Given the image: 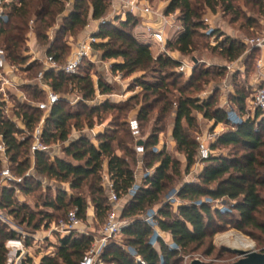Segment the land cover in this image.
Wrapping results in <instances>:
<instances>
[{
	"label": "trees",
	"instance_id": "obj_1",
	"mask_svg": "<svg viewBox=\"0 0 264 264\" xmlns=\"http://www.w3.org/2000/svg\"><path fill=\"white\" fill-rule=\"evenodd\" d=\"M0 1L2 7L8 10V19L0 21V48L6 51L10 62L21 66L28 61L22 52L26 50L30 31L34 32L37 41H43L46 44V54L52 55L59 64L64 63L69 47L66 43H62L61 34L64 35L77 26H86L90 11V8L86 9L84 0H75L69 15L63 17L66 23L57 30L56 37L52 38L49 30L55 25L58 16L66 11L69 0ZM89 2L94 20H102L107 16L109 0H89ZM258 2L264 8V0H258ZM220 4L225 7V10L234 11V0H171L166 9L167 13L180 11L179 20L184 25V30L173 38L174 49L183 54L191 53L199 45L197 35L209 38L217 34L216 31L212 34L205 33L201 10L205 7L215 10ZM135 25L136 19L131 14H128L119 25L104 20L96 33V38L101 41L94 42L92 46L94 49L103 50V57L106 59H122V62L113 66L114 70L126 71L128 74L137 71H154L157 75L153 81L138 78L136 83L146 91L161 95L162 91L169 90V86L174 85L168 80L175 76H182L175 71L181 65V61L164 54L154 56L149 43L128 31L129 27ZM214 49L220 50L221 54L232 62L243 55L245 45L226 38ZM38 66L37 62H30L25 70L35 76ZM222 73L219 70L217 74ZM211 74L212 71L209 69L196 68L189 77L187 85L199 87L198 82H205ZM45 79L59 94L67 91L70 86L77 88L83 95V101L93 100L97 93L94 81L88 72L70 75L63 71L49 70L45 72ZM34 85L32 97L36 98L43 94L45 99V93L36 84ZM97 85L102 94L111 91V87L101 79ZM179 91L180 97L177 101V115L172 136L177 150L185 155V173H189L199 159L200 143L190 132V128L196 122L193 110L196 109L206 118L213 119L216 125H226L228 129L220 133L210 145L209 157L201 161L204 168L197 177L198 181H180L178 184L176 198L180 200V203L176 211L163 197L169 185L176 181L175 176L181 175L180 162L168 155L165 149L157 152L152 150L158 144L156 135L153 134L146 142L143 141L142 147L143 158L146 159L149 156L153 158V161L145 164L146 168L154 167L153 172L146 176L144 185L139 186L133 195H129L136 183L132 164L137 160V154L127 147L123 139L107 131L96 135L97 143L95 144L91 137L82 135L64 150L71 160L54 155L51 150L30 154L29 144L33 142L32 134L45 113L37 107L25 104H19L15 112L22 120L25 129L20 128L8 118H3L0 123V133L4 137L7 155L12 163L11 171L20 179L10 181V185L3 189L0 199L1 208L4 211L9 209L15 217H21V222L32 225L35 231L43 225V222L48 227L53 220L57 221L58 212L64 211L67 215L69 212H66L67 208L76 209L81 219L86 218L88 209L86 197L80 192L69 195L63 187H57L54 195H46L42 200V206L52 209L51 211L48 209L35 211L25 204L16 202L14 199L16 189L31 192L35 181L38 186H42L37 178L26 174V170L31 168V158L34 156V169L38 175L65 182L74 191H79L85 184H89L95 217L99 221L105 222L112 206L109 194L102 184L103 168L107 167L118 197L129 196L120 211V219L126 220V225L121 231L126 236V241L124 244L112 242L107 245L95 264H142L137 257H141L145 264H178L182 252L187 251L192 245H204L207 239L228 227L251 237H254L253 230L264 233V222L258 218V215L264 216V196L262 195L264 178L261 175L264 163L260 160L264 157L262 136L264 119L259 121L263 112L257 109L253 117L249 116L241 122L233 123L229 117V111L215 106L212 97L200 101L185 95L183 88H179ZM247 98L248 95L241 91H237L234 96L241 113L245 110ZM148 108L142 107L138 114L140 119L148 117ZM101 109L105 112L121 110L122 107L106 101L102 105L93 107L87 114L86 110L67 108V102L60 97L45 118L42 141L47 145L57 141H68L73 127H80V119L83 115L88 121V126L92 128L91 114ZM26 129L29 134L19 140L18 134H24ZM115 142L119 149L114 146ZM228 146L237 148V151L233 155L221 151L215 152L221 147ZM2 168L3 164L0 161V173ZM218 199L229 201V209L222 210L214 207L211 202ZM155 207H157L158 228L173 238L177 248L169 246L162 239H158L159 250L152 244L151 239L155 229L145 219L146 214ZM15 237L16 232L0 223V264H7L6 240ZM92 242L93 238L85 235L74 233L61 235L55 245L56 253L43 255L39 264H83ZM22 264H35V262L31 257H27Z\"/></svg>",
	"mask_w": 264,
	"mask_h": 264
},
{
	"label": "rangeland",
	"instance_id": "obj_2",
	"mask_svg": "<svg viewBox=\"0 0 264 264\" xmlns=\"http://www.w3.org/2000/svg\"><path fill=\"white\" fill-rule=\"evenodd\" d=\"M69 2L71 7L66 6V11L61 16H58L55 25L49 30L50 37H56L57 30L66 23L63 21V17L68 16L69 10L75 5V0H72V3L71 0H69L67 5ZM150 2L154 8H167L170 5L171 0H150ZM84 4L86 9L90 8L87 25L84 27L77 26L74 30L67 31L64 35L61 34L62 43H66V46L69 48L64 63L60 65H64L68 62L78 51L81 44L90 41L91 36L96 37V33L100 29L99 23L101 20H94L92 18V9L89 0H84ZM177 12L179 13L180 11ZM201 13L202 21L205 25V33L210 34V31H216L217 34L209 38L197 35L196 39L199 45L197 49L188 54H183L177 49H174L173 44L175 40H173V38H175L177 34H175V31L170 28L168 29V32L170 35L169 37L172 39L169 38L166 45V51L162 52L161 47L152 43L146 32L142 30V16L131 14L136 19V25L129 27L128 31L133 35H136L140 40L149 43L154 56L161 54L169 55L174 59L181 61V64L187 63L192 67V70L186 69L185 71H180L179 68H176L175 71L181 73L182 76H175L171 80H168L169 83H174V85H170L168 88L169 90L162 91L161 95L146 91L136 83L138 78L153 81L157 75L154 71H137L133 74H128L126 71L114 70L113 66L116 63L122 62V59H106L103 57V50L94 49L91 45V52L83 57L78 73L83 74L88 72L91 75L97 89L95 98L93 100L83 101L82 93L73 86H70L67 91L57 94L67 102V108L71 110H86L87 114L93 107L102 105V103L106 101L120 106L122 109L105 112L101 109L99 112L92 113V128L88 126V121L83 115L80 119V127H73L68 141H57L49 144L52 154L71 160V158L67 157L64 152L65 147H68L71 142L77 140L82 135H87L91 137L92 141L96 144V135L109 131L112 135L123 139L127 147H130L137 154V160L132 165L135 170V185L139 187L144 185L146 176L152 174L154 167L146 168V162L153 161V158L149 156L144 159V151L138 148L143 147V145L139 146L138 143L140 141L146 142L154 134L158 138V144L154 146L156 148H152V150L157 152L165 149L168 155L180 162L179 166L182 171L181 175L175 176L176 181L169 185V188L165 191L163 197L166 202L171 203L172 209L176 211L178 209V204H173L170 201V198L175 196L178 184L180 181H198L197 166L204 167L203 162L197 160L190 172L185 173L184 168L186 162L184 154L179 151L172 154L168 153V147H177L176 142H174L175 140H173L172 131L177 115V101L180 97L179 88L184 89L185 95H190L194 99H199L200 101L212 97L215 106L229 110L228 114L234 115L235 118L238 117L241 122L249 116H254V113L257 111L254 107V95L256 89L264 84V69L260 70L258 67V60L264 57V54L246 42L247 40L257 39L264 35V8L261 7L258 0H234V11L230 12L225 10V7L220 4L215 10L205 7L201 10ZM125 18L126 17L122 14L115 13L110 5L108 14L103 20L111 21L114 25H119V23ZM207 18L209 19V22L205 20ZM27 38L28 42H26V50H24L22 54L27 57L28 61L23 65V68H21L20 71L15 72V84L7 90L9 101L7 105L11 106L10 108H13L15 112L19 104L36 107L39 102L44 100V96H42L43 94H40L35 98L32 97V93H34L33 86L36 84V77L45 67V55L39 54L36 51L37 49H39L40 52L46 50V44L43 41H37L36 35L33 31L29 32ZM226 38L233 39L245 45V52L243 55L232 62L228 61L221 54L220 50L214 49V47H218L219 43ZM100 41L101 40L97 38L96 43H99ZM29 43L32 46H29ZM194 59H196L197 62H195ZM30 62H37L39 65L35 70L37 73L35 76L25 70ZM196 68H206L212 71V74L205 79V82H198L197 85L199 87H195V85H187L189 77ZM219 70L223 72L221 75L217 74ZM99 79L103 80L111 87L110 92L106 94L101 93L97 85ZM237 91H241L248 95L243 113H241L234 100ZM144 106L149 107L147 109L148 117L140 119L138 114ZM193 115L196 118V122L195 125L190 128V132L199 143L204 141L210 146L220 133L227 130L226 126H223L222 124L216 125L213 119L206 118L202 112L196 109L193 110ZM263 119L264 113L262 114V117L259 118V121H262ZM14 121L20 128L25 129L23 122L17 114ZM40 123L37 124V126H39ZM72 123H74V121ZM185 126L187 125L185 124ZM28 134L27 129L24 134H18L19 140H22L23 137H26ZM262 136L264 138V128ZM31 143L33 142H30V147L32 146ZM114 146L119 149L117 142L114 143ZM236 149L237 148L228 146L221 147L215 152L218 153V151H221L225 154L233 155V153L237 151ZM260 160L264 163V157H261ZM11 164V161H9L7 165L11 168ZM154 164H156V162H154ZM26 171L27 175L30 174L33 175L34 178H37L42 186H38L35 181L31 192L16 189L14 199L17 203L25 204L35 211L46 209L51 211L52 209L42 206V200L46 195H54L57 187L65 188L69 195L80 192V194L84 195L88 201L86 218L82 219V228L93 236L99 235V231L104 221H99L95 217L94 204L92 203V194L89 184H85L79 191H74L71 190L69 185L65 182H61L45 175H38L34 169V161H32V158L31 168ZM261 171V175L264 178V166L261 168ZM105 183L106 167L102 170V184L105 186ZM136 190H138V188ZM262 195L264 196V192H262ZM128 198L129 196L121 198L119 202L120 207H124ZM177 201L180 203L179 199H177ZM222 201V203L212 201L211 204L216 208L228 210L230 202L225 199ZM112 208L113 206H111V209ZM154 209L157 210V207ZM70 210V208H67L66 212ZM5 213L11 220L9 225L5 224L6 227L9 230L16 232L15 238H9L5 242V247L8 250L7 264H21L22 260L27 257H31L34 261L35 258L40 259L45 254L54 255L56 253L55 245L62 234L55 229L56 224H59L62 220H66L67 215L64 214V211L58 212L57 215L59 216L57 221L56 219L53 220L48 227L44 224L45 222H43V225L36 231L32 225H27V223L21 222V217H15L14 214L9 212V209H7ZM258 218L261 222H264L263 215H258ZM36 219L38 220L39 216ZM121 220L126 222L125 219L121 218ZM158 231L166 240L162 237L159 238L165 242L167 241L166 243L168 244V241H171L170 236L165 234V232H162L160 229H158ZM231 233L239 234L252 240L255 244L254 250L264 252L263 232L260 230H253L254 237H251L239 230L228 227L225 230L218 232L214 237L207 239L204 245H192L187 251L182 252L178 264H190L191 261L195 259H200L207 264H226L236 261L238 259L237 255L229 251L231 246L224 239L226 235ZM125 241L126 236L121 232L110 243L117 242L124 244ZM156 248H160L159 244L156 245Z\"/></svg>",
	"mask_w": 264,
	"mask_h": 264
},
{
	"label": "built area",
	"instance_id": "obj_3",
	"mask_svg": "<svg viewBox=\"0 0 264 264\" xmlns=\"http://www.w3.org/2000/svg\"><path fill=\"white\" fill-rule=\"evenodd\" d=\"M9 2V0H6ZM112 10L117 14H122L126 17L128 14H134L136 16H142V27L144 28L146 34L154 43L161 47L162 52L166 51V45L169 40V32L168 29H172L175 31V34H179L184 30L183 23L179 20V13H167L165 8H154L151 4L150 0H109ZM0 1V21H6L8 19V11L4 7H2ZM209 22V19H205ZM214 31H210L212 34ZM216 35V34H215ZM213 35V36H215ZM97 41V38L91 36L89 42H85L81 44L78 48V51L73 55V57L66 62L64 65H60L52 55L46 54L44 60V69L40 71L36 77V85L37 87L45 93V99L37 104V108L44 111L45 115L42 119L39 126L36 127L33 132V143L31 146V153L34 155L38 151H49L51 147L45 144L42 141V132H43V124L45 122V118L52 109V107L60 100V96L53 90L50 86L49 82L45 79V72L49 70H54L56 72L63 71L66 74H76L80 65L82 64L83 57L88 55L91 52V45ZM249 44L252 45L253 48H257L264 54V35L257 39L247 40ZM258 67L260 70L264 69V57L258 60ZM23 66L18 64H14L10 62L7 58L6 51L3 48H0V123L3 118H8L11 121H14L16 118V113L11 106L7 105L8 101V93L7 90L14 86L15 81V72L20 71ZM186 69L192 70V67L187 63H182L179 66L180 71H185ZM192 72V71H191ZM254 107L255 109H260L264 113V84L260 85L256 89V93L254 95ZM229 111V110H228ZM14 117V118H13ZM231 121L233 123L240 122L238 117H234V115H229ZM235 118V119H234ZM22 121V120H21ZM209 145H207L204 141L200 142L199 145V161L207 159L210 154ZM140 150H143L142 147H138ZM34 159V156H32ZM0 161L3 164V168L0 173V199L3 194V189L6 186L10 185V181H19L20 179L14 175L9 167L8 162L9 157L7 155V145L4 141L3 135L0 133ZM106 190L110 197V202L113 206L111 211L109 212L104 224L102 225L99 235L93 236L89 232L85 231L82 228V219L78 216L77 210H70L67 214L66 220H62L59 224H56V231L60 232L62 236L76 234V235H85L93 238L92 245L90 250L87 252L83 264H95L99 261V257L105 247L110 244V242L117 237L123 227L126 225V222H123L120 219V205L119 202L121 198L118 197L114 184L109 178V174L106 173ZM138 187L135 185L131 190L129 195H133L136 192ZM175 196L170 198V201L177 205L179 204ZM223 199H218L217 203H222ZM157 210H151L146 214V222H148L154 229L155 233L151 239V242L154 246L158 243L159 237H162L164 240L165 237L158 231V226L156 223ZM10 219L6 215L5 211L0 206V223L10 224ZM167 234V233H165ZM170 236L169 234H167ZM171 241H168L169 246L173 248H177L174 243L172 237L170 236ZM167 242V241H166ZM24 260V259H23ZM22 260V262H23ZM137 260L142 264L145 262L141 259V257H137ZM21 262V264H22ZM39 264V263H35Z\"/></svg>",
	"mask_w": 264,
	"mask_h": 264
},
{
	"label": "water",
	"instance_id": "obj_4",
	"mask_svg": "<svg viewBox=\"0 0 264 264\" xmlns=\"http://www.w3.org/2000/svg\"><path fill=\"white\" fill-rule=\"evenodd\" d=\"M104 22V21H102ZM197 62L196 59H194ZM138 145H143V141H140ZM229 251L236 254L238 259L231 263L226 264H264V252H259L256 250L245 251L242 249H233L230 248ZM190 264H207L201 261L200 259H195L191 261Z\"/></svg>",
	"mask_w": 264,
	"mask_h": 264
},
{
	"label": "bare ground",
	"instance_id": "obj_5",
	"mask_svg": "<svg viewBox=\"0 0 264 264\" xmlns=\"http://www.w3.org/2000/svg\"><path fill=\"white\" fill-rule=\"evenodd\" d=\"M225 241L228 242L233 249H242L245 251L254 250L255 244L252 240L241 236L239 234H228L224 237Z\"/></svg>",
	"mask_w": 264,
	"mask_h": 264
},
{
	"label": "crops",
	"instance_id": "obj_6",
	"mask_svg": "<svg viewBox=\"0 0 264 264\" xmlns=\"http://www.w3.org/2000/svg\"><path fill=\"white\" fill-rule=\"evenodd\" d=\"M9 1H13V0H9ZM71 3H72V0H71ZM68 7H71V5H70V2H69V4L67 5ZM6 9V8H5ZM165 9H167V8H165ZM8 11V10H7ZM70 11H71V9L69 10V13H70ZM102 21H104L103 19L100 21V23H99V27H100V25H101V23H102ZM142 26V25H141ZM143 28V27H142ZM144 32H145V30H144V28L142 29ZM29 46H32V45H30V43H29ZM35 48V47H34ZM36 52H38L39 54H43V55H45L46 56V50H44L43 52H40V50L39 49H37V51ZM22 71H24V70H22ZM27 72V71H26ZM223 126H226V125H224V124H222ZM226 129H228V127L226 126ZM172 133H173V131H172ZM174 140V139H173ZM175 142V141H174ZM174 144V143H173ZM66 148V147H65ZM169 149H168V153L169 154H172V153H177V147H168ZM54 155H56V154H54ZM184 159H185V162H186V158H185V155H184ZM32 161H34V159H32ZM196 168V167H195ZM197 168H198V173H197V176L202 172V170H203V166L202 167H198L197 166ZM106 173L108 174V170H107V167H106ZM187 182H191V181H187ZM120 209V211H121V209H122V207H120L119 208ZM94 213V212H93ZM158 249V248H157ZM160 249V248H159ZM158 249V250H159ZM34 262L35 263H39L40 262V259H34Z\"/></svg>",
	"mask_w": 264,
	"mask_h": 264
}]
</instances>
